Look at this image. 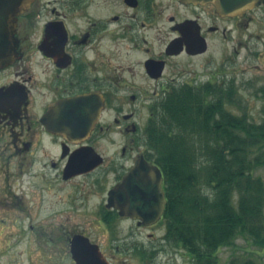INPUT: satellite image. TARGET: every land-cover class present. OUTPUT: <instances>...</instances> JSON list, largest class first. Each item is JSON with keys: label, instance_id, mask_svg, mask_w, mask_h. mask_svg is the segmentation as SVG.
Returning <instances> with one entry per match:
<instances>
[{"label": "flooded vegetation", "instance_id": "obj_1", "mask_svg": "<svg viewBox=\"0 0 264 264\" xmlns=\"http://www.w3.org/2000/svg\"><path fill=\"white\" fill-rule=\"evenodd\" d=\"M255 25L264 27V0H34L19 17L16 55L0 68V208L23 199L18 205L27 214V157L33 167L41 161L38 151L54 153L42 170L65 182L93 176L106 191L98 220L104 239L72 233L61 261L68 256L76 264V233L99 245L111 264H154L167 247L191 258L165 238L166 210L157 216L159 175L143 158L161 168L163 187L165 171L146 135L157 130L174 88L229 78L235 59L217 66L203 57L224 54L225 41L238 56ZM197 60L206 62L198 67ZM78 150H96L105 160L65 178ZM119 184L124 187L112 195Z\"/></svg>", "mask_w": 264, "mask_h": 264}, {"label": "trees", "instance_id": "obj_2", "mask_svg": "<svg viewBox=\"0 0 264 264\" xmlns=\"http://www.w3.org/2000/svg\"><path fill=\"white\" fill-rule=\"evenodd\" d=\"M237 92L235 78L175 88L148 135L166 172V238L193 264H220L239 237L264 248V119L229 108ZM226 264L260 263L234 253Z\"/></svg>", "mask_w": 264, "mask_h": 264}, {"label": "rangeland", "instance_id": "obj_3", "mask_svg": "<svg viewBox=\"0 0 264 264\" xmlns=\"http://www.w3.org/2000/svg\"><path fill=\"white\" fill-rule=\"evenodd\" d=\"M254 31L247 47L242 48L238 56L230 54L233 44L225 41L222 45L224 54H209L203 59H214L217 66L226 62L227 58L236 60L235 66L229 65V78H237L238 92L234 98L239 105L228 103V107L233 108L235 113L247 112L251 121L261 122L264 119V27L255 25ZM198 60L195 61L198 67L206 62ZM214 68V63L210 61L208 69ZM101 152L107 157L113 154L110 150L103 149ZM43 154V151L37 152L41 161L33 167L29 166L27 157V214L18 205L23 199L10 200L9 205L0 208V264H26V238L27 264H73L68 256L61 261L60 255L61 250L67 255L68 236L74 232L86 230L94 238L104 239L98 220L106 191L99 188L93 176L65 182L56 176L55 171L48 168L42 170L43 159L54 156V153L50 156ZM257 173L264 176V167ZM108 182L107 186L112 180ZM142 231V239L150 242L147 231ZM168 249V253L163 252L159 256V264H191L192 260L181 254V250ZM234 253L251 256L264 264V248L255 246L244 237H239L234 247H224L219 251L220 264H226Z\"/></svg>", "mask_w": 264, "mask_h": 264}, {"label": "water", "instance_id": "obj_4", "mask_svg": "<svg viewBox=\"0 0 264 264\" xmlns=\"http://www.w3.org/2000/svg\"><path fill=\"white\" fill-rule=\"evenodd\" d=\"M32 1L33 0H0V67L9 63L15 55L16 45H17L15 39V31H16L18 15L22 13L24 10H26L30 6ZM81 154H82L81 151L78 150L71 155L66 171L68 170L70 171L72 168H76L78 166L80 168V166L85 164L83 163L84 157H87L88 155H90V158L87 157V159H89V163L91 164V166H96L103 161V157L100 154L96 153L95 151L94 153L90 152L88 154H84L85 156ZM158 172L160 175L159 170ZM161 183H162V177L160 175L157 184L159 188V200H160L159 212L157 213V216L161 214V211L163 210L166 202L164 190L161 187ZM122 188L123 187H121V185H118L115 189L112 190V192L114 194L118 193L120 189L122 190ZM77 238H79V236L75 237V239ZM77 245H79V243ZM94 248L97 249V247ZM81 249L86 250L88 248L81 245L79 249L74 251V257L76 258L78 264H101V263L109 264L103 258L93 259L92 256H94L93 255L94 252L92 250L88 252L84 250L80 251ZM98 254L101 255L99 250L97 251V255Z\"/></svg>", "mask_w": 264, "mask_h": 264}]
</instances>
